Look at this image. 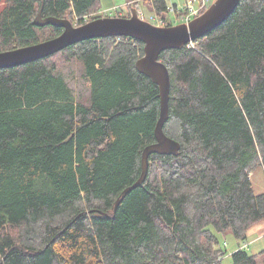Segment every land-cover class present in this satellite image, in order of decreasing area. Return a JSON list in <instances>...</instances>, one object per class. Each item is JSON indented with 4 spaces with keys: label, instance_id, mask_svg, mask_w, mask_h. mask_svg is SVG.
Instances as JSON below:
<instances>
[{
    "label": "trees",
    "instance_id": "trees-1",
    "mask_svg": "<svg viewBox=\"0 0 264 264\" xmlns=\"http://www.w3.org/2000/svg\"><path fill=\"white\" fill-rule=\"evenodd\" d=\"M125 1L168 16L166 0ZM102 9L101 0H6L0 52L61 35L34 25L41 10L71 20ZM195 45L160 56L171 76L164 131L180 154L152 155L145 183L114 215L156 142L159 87L136 69L144 44L93 39L0 70V264H223L217 234L245 241L264 221L250 177L264 170V0H241ZM76 61L86 102L59 73ZM231 257L259 264L245 246Z\"/></svg>",
    "mask_w": 264,
    "mask_h": 264
},
{
    "label": "water",
    "instance_id": "water-1",
    "mask_svg": "<svg viewBox=\"0 0 264 264\" xmlns=\"http://www.w3.org/2000/svg\"><path fill=\"white\" fill-rule=\"evenodd\" d=\"M240 2L241 0H216L201 16L189 24L168 27H159L140 18L136 8L132 9L131 16L128 18L101 17L80 26L74 25L69 19L43 17L41 10L34 20V25L62 29L61 35L35 45L0 52V70L13 69L46 59L68 47L93 39L126 37L144 44V56L136 62V69L159 87L160 116L155 127L156 142L143 150L141 175L137 182L126 188L117 199L112 211L114 215L123 199L145 183L152 155L178 156L180 154L181 144L167 136L164 131L169 119L171 76L168 67L160 61L161 54L168 50L183 49L191 42L206 37L230 18ZM98 213L111 217L101 211Z\"/></svg>",
    "mask_w": 264,
    "mask_h": 264
},
{
    "label": "rangeland",
    "instance_id": "rangeland-1",
    "mask_svg": "<svg viewBox=\"0 0 264 264\" xmlns=\"http://www.w3.org/2000/svg\"><path fill=\"white\" fill-rule=\"evenodd\" d=\"M213 4L216 0H210ZM168 6H171L173 3L178 4L179 7H183L186 4V0H166ZM102 10L101 12L93 13L89 16H86L84 20H80L77 17H72L71 21L76 26H80L86 22L92 21L97 17H117L121 16V13L116 15L115 10L121 9L123 15L127 12H131L132 9L136 8L138 13H143V16L151 23L156 24L154 20V15L150 12L149 8L144 5L142 2H137L133 4V7L130 9L125 0H101ZM6 6V0H0V11ZM104 11H111V13L104 14ZM172 19L176 18V14L169 13ZM142 17V15H141ZM60 75L72 88L73 93L76 96L77 101L86 102L89 96L90 83L84 76L85 68L80 62H73L70 64L64 65L59 70ZM252 179V184L256 194L264 193V170L258 169L250 175ZM219 239V248H224L227 251V256L223 260V264H233L232 253H234L239 246H245L246 251L250 255H256L258 258L259 264H264V221L252 227L249 232L247 239L245 241H238L232 233H218Z\"/></svg>",
    "mask_w": 264,
    "mask_h": 264
},
{
    "label": "built area",
    "instance_id": "built-area-1",
    "mask_svg": "<svg viewBox=\"0 0 264 264\" xmlns=\"http://www.w3.org/2000/svg\"><path fill=\"white\" fill-rule=\"evenodd\" d=\"M130 4H127L129 6ZM211 5L210 0H186V4L183 7H179L178 4H172L168 6V16L165 19H161L158 15L154 14V20L156 22V26L159 27H168V26H175L179 24H189L194 19L201 16ZM176 14V18L172 19L169 13ZM111 13V11H104V14ZM142 15V17H141ZM139 13L140 18L148 21L144 16L143 13ZM85 18V17H84ZM84 18L80 20H84ZM87 23V22H86ZM153 24V23H152ZM189 48H195V42H191L188 45ZM247 248V247H246Z\"/></svg>",
    "mask_w": 264,
    "mask_h": 264
},
{
    "label": "crops",
    "instance_id": "crops-1",
    "mask_svg": "<svg viewBox=\"0 0 264 264\" xmlns=\"http://www.w3.org/2000/svg\"><path fill=\"white\" fill-rule=\"evenodd\" d=\"M239 248V247H238Z\"/></svg>",
    "mask_w": 264,
    "mask_h": 264
},
{
    "label": "flooded vegetation",
    "instance_id": "flooded-vegetation-1",
    "mask_svg": "<svg viewBox=\"0 0 264 264\" xmlns=\"http://www.w3.org/2000/svg\"><path fill=\"white\" fill-rule=\"evenodd\" d=\"M212 3V2H211Z\"/></svg>",
    "mask_w": 264,
    "mask_h": 264
}]
</instances>
